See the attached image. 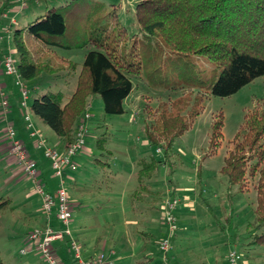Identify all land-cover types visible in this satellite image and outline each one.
<instances>
[{
  "label": "rangeland",
  "instance_id": "1",
  "mask_svg": "<svg viewBox=\"0 0 264 264\" xmlns=\"http://www.w3.org/2000/svg\"><path fill=\"white\" fill-rule=\"evenodd\" d=\"M143 1L146 0H0V51L5 57L11 55L16 63H19L14 42L16 31L25 30L50 9H67V33L65 38L57 40L71 50L48 49L31 41L26 44L29 57L36 63L59 66L52 58L56 56L66 63L77 64V68L72 72L60 67L62 71L55 75L44 74L33 82H25L30 90L29 107L48 90L63 91L68 97L73 94L85 56L97 49L88 44L93 24L106 26L107 35L118 49L132 43L139 49L142 71L128 76L133 91L124 105L126 114L106 115L99 96L90 98L86 104L85 115L89 114L90 119L86 122L85 149L77 155V170L69 174L72 180L66 181L73 216L77 222L88 220L89 224L97 225L99 245L108 240L114 248L121 237L132 239L134 244L142 240L157 256L159 264H173L172 259L178 253L186 255L190 264H230L232 251L241 255L239 264H264V246L253 245L251 227L257 207V177H249L245 184L232 187L228 193L227 180L220 173L233 142L244 135L247 120L264 112V77L230 97L212 96L209 88H201L199 82L215 81L219 70L207 58L172 53L158 33L149 36L137 17V6ZM4 4H7L5 8L10 7L7 15H3ZM14 95L10 105L17 109L21 94L16 86ZM181 99L187 109L184 115L188 129L175 140L166 159V151L150 146L143 131L157 118L160 107L170 108ZM188 112L198 115L191 120ZM10 114L11 110L0 117V126L5 118V129L12 122ZM218 120L222 121L221 137L211 143L213 125ZM21 122L26 129L22 117ZM6 138L0 139L6 145L7 156L0 163V202H8L0 210V261L21 264L36 255V252L21 255L29 243L27 234L45 226L47 220L35 184L17 165L12 145ZM25 146L42 172V185L48 190L56 186L58 180L43 152L38 150L35 155L32 148ZM151 157L168 162L148 183L150 189L141 192L140 198L134 197L138 186L134 187V178L131 175L129 180L128 174L137 172L141 159ZM132 162H135L134 170ZM5 163H11L12 167ZM118 172H125L126 179ZM175 199L179 201L175 213L178 231L171 235L162 208L167 201ZM106 222L111 224L110 228L99 227L98 224ZM169 235L171 249L164 253L161 241ZM82 251L84 254L83 247ZM99 253L100 256L103 252ZM110 254L109 251L103 254L109 263ZM37 259L42 264L40 257Z\"/></svg>",
  "mask_w": 264,
  "mask_h": 264
},
{
  "label": "trees",
  "instance_id": "2",
  "mask_svg": "<svg viewBox=\"0 0 264 264\" xmlns=\"http://www.w3.org/2000/svg\"><path fill=\"white\" fill-rule=\"evenodd\" d=\"M65 10L64 7L50 9L25 30L14 34L19 56L18 71L25 82H33L44 74L55 75L64 67L72 72L77 68V64L66 63L56 56L52 58L59 66L50 62L41 65L29 57L27 49L26 43L31 41L48 49L71 50L57 40L65 38L67 33ZM137 17L144 31L149 36L158 33L172 53L207 58L219 70L215 81L205 79L199 82L201 88H209L212 96L230 97L264 77V0H146L137 6ZM106 32V26L92 25L88 44L97 49L85 56L71 96H66L63 91L48 90L30 107L33 120L49 128L64 142L65 149L75 140V125L84 119L90 98L101 97L106 115L126 114L124 104L133 91L128 76L142 71L136 43L125 47V50L118 49ZM182 100L173 102L170 108L162 104L157 118L143 131L150 146L166 151V159L175 140L188 129L184 115L187 109ZM19 111L23 119L21 103ZM189 114L191 120L198 115ZM221 128V120L214 123L211 143L221 137ZM167 162L151 157L137 163L138 188L134 197L140 198L141 192L150 189L148 183ZM220 173L227 180L228 193L232 187L245 184L249 177H257V207L251 227L253 245L264 246V112L247 120L244 135L233 142V149L228 151ZM7 205V201L0 202V210ZM51 224L58 227L57 221V226L53 220ZM59 252L56 248V254L62 261ZM0 264L4 263L0 261Z\"/></svg>",
  "mask_w": 264,
  "mask_h": 264
},
{
  "label": "built area",
  "instance_id": "3",
  "mask_svg": "<svg viewBox=\"0 0 264 264\" xmlns=\"http://www.w3.org/2000/svg\"><path fill=\"white\" fill-rule=\"evenodd\" d=\"M4 68L5 74L13 78L14 85L20 91L26 130L30 138L34 140L35 148L41 150L45 159L51 164L54 176L58 180L54 192L49 191L46 186L42 185V172L39 170L37 163L31 159L25 144L18 138L14 124H8L5 131L8 143L12 145V154L22 172L32 179L35 184L36 192L41 198L42 213L47 220L45 226L28 233L27 241L45 264H63L60 257L56 254L54 246L56 242H66L75 264H110L103 254L95 259L86 260L84 258L81 244L74 236L72 229L74 211L66 186V181L72 180L69 174L78 168L77 155L85 149L86 122L90 119V115L86 114L79 123L75 140L70 147L64 149V151L50 148L32 118L29 107L30 90L22 79L17 63L11 55L6 56ZM0 99L2 113L7 114L11 108L2 85H0ZM178 204L179 201L175 199L167 201L162 208L164 223L171 235L178 231L175 215ZM54 217L58 222V227H53L51 224ZM171 235L161 241V250L164 253H168L171 249ZM28 252L29 250L23 249L21 254L25 256ZM241 258V255L236 251H232L229 254L230 264H239Z\"/></svg>",
  "mask_w": 264,
  "mask_h": 264
},
{
  "label": "crops",
  "instance_id": "4",
  "mask_svg": "<svg viewBox=\"0 0 264 264\" xmlns=\"http://www.w3.org/2000/svg\"><path fill=\"white\" fill-rule=\"evenodd\" d=\"M6 6H7V4H4L3 9ZM9 9H10V7L5 8L3 11V15H7V13H8L7 11H9ZM0 52H1V54H0L1 55L0 56L1 57L0 58V85L3 86V89L6 93V95L7 94L9 95L8 98H9L10 102L12 103L13 100H15V95H14L15 85L10 80V78L5 74V71L3 70V65H4V61H5L6 57H5V54L3 51H0ZM0 117H2L1 102H0ZM9 119L12 121L11 123L15 124L19 139H22L24 141V143L29 147V149L32 148L31 149L32 154L35 152L34 154L37 155V152H39V151L35 148L33 139L30 138L28 131L25 129L24 124L21 122V116H20L19 108L16 109L14 107V105L11 106V114L9 115ZM4 120H5V118L2 119L3 122L0 126V139L6 138V134H4V132H5V127H4L5 121ZM34 122H35L36 126L38 127V129L40 130V132L42 133V135L44 136L45 141H46L48 146H52L54 148H57L60 151H64V149H65L64 142L60 138H58L56 135L54 136L52 133H50L48 130L49 128L43 126L42 124H40L36 120H34ZM6 140H7V138H6ZM5 146H6L5 143L1 144V140H0V163L4 162L5 159L7 158L6 153H4V151H5L4 147ZM35 155H33V156H35ZM6 162H8V161H6ZM134 163L133 162L131 163L133 170H134ZM5 165L8 168L12 167V166L10 167V165H12L11 163L10 164L5 163ZM118 173L122 174L124 176V178L126 179V175H124L125 172H118ZM131 175L135 181L134 187H137L138 186L137 185V172L135 171L134 173L128 174L129 180L131 178ZM56 186H54V187L50 186L49 191L54 192L56 189ZM53 224L57 226L55 219H53ZM98 225L100 228H103V229H108L111 226V224H109L107 222L103 225L102 224H98ZM96 227H97V225L95 226V224L94 225L89 224L88 220L86 222L85 221H83V222L78 221L77 222L75 220V217L73 219L72 229L74 232V236L77 238V240L80 242L81 246L83 247V250H84L83 255H84V258L86 260L97 258L100 254L99 252H101V253L103 252L102 254H104V252L109 251L111 253L109 255L110 257H108L110 259V264H159L157 256L153 255V253L151 252V249H148L149 248L148 245L146 243H144L142 240L139 243L135 242V244H134L132 239L121 237L118 245L114 247L115 249L112 248V246H110V243L108 240H104L101 243V245H99L98 244L99 239H97V234H96L98 228H96ZM118 228H119V230H121V229L123 230V228L126 229V227H123V228L118 227ZM65 243L66 242H57L56 248H59V250H60L59 253L61 254L63 264H73V262H74L73 257L70 254V252L68 251L67 244H65ZM23 249L29 250L28 254L25 256H30L33 252H35V250H33V247L29 243ZM178 254L179 255H176V258L172 259V260H174L173 264H190L186 255H180L182 253H178ZM22 256H24V255H22ZM140 256H141V258H140ZM180 256H181V258H180ZM38 257L39 256L36 252L35 256L28 258L27 260L22 261L21 264H41V263L37 262ZM145 258H147V259H145ZM146 262H148V263H146ZM42 264H45V263L42 261Z\"/></svg>",
  "mask_w": 264,
  "mask_h": 264
}]
</instances>
